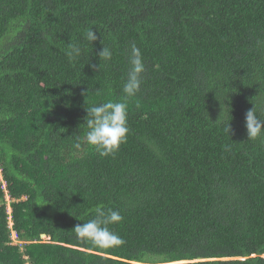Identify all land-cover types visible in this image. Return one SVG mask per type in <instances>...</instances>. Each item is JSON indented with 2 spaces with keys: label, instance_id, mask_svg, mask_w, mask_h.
I'll return each instance as SVG.
<instances>
[{
  "label": "trees",
  "instance_id": "16d2710c",
  "mask_svg": "<svg viewBox=\"0 0 264 264\" xmlns=\"http://www.w3.org/2000/svg\"><path fill=\"white\" fill-rule=\"evenodd\" d=\"M132 44L146 71L101 157L86 105L124 100ZM254 105L264 120V0H0V264H264ZM97 207L122 245L77 239Z\"/></svg>",
  "mask_w": 264,
  "mask_h": 264
},
{
  "label": "clouds",
  "instance_id": "9594fccd",
  "mask_svg": "<svg viewBox=\"0 0 264 264\" xmlns=\"http://www.w3.org/2000/svg\"><path fill=\"white\" fill-rule=\"evenodd\" d=\"M86 38L93 43L98 39V36L93 29H90ZM69 49L70 51L67 54L70 58L74 59L81 55V49L76 44H69ZM98 56L99 59L110 61L113 53L109 47L103 46ZM127 62L129 67L122 87L124 100H108L91 106L86 105L87 115L84 118V125L87 131L84 140L101 157L115 154L121 144L126 142L129 132L126 100L134 97L139 92L143 74L146 71L142 53L135 44L130 46ZM92 67L97 70L96 65H92ZM245 127L248 139H256L264 135V120L257 115L256 105L245 114ZM224 131L230 136L232 132L230 121L224 126ZM75 147L79 149L81 147L80 143L75 144ZM7 200L11 201L9 198ZM122 220L123 217L119 210L97 207L94 218L82 224H77L72 231L77 239L91 242L98 248H111L124 243L123 238L109 227V225L118 224ZM10 224L12 223L9 222V226ZM12 234H15V232L13 231Z\"/></svg>",
  "mask_w": 264,
  "mask_h": 264
},
{
  "label": "built area",
  "instance_id": "2783aa9c",
  "mask_svg": "<svg viewBox=\"0 0 264 264\" xmlns=\"http://www.w3.org/2000/svg\"><path fill=\"white\" fill-rule=\"evenodd\" d=\"M8 212L10 213V209L8 208ZM12 226V224H10V227ZM13 237H15V234H13Z\"/></svg>",
  "mask_w": 264,
  "mask_h": 264
},
{
  "label": "water",
  "instance_id": "95a60500",
  "mask_svg": "<svg viewBox=\"0 0 264 264\" xmlns=\"http://www.w3.org/2000/svg\"><path fill=\"white\" fill-rule=\"evenodd\" d=\"M45 237H46L45 235H42V236H41V239H45Z\"/></svg>",
  "mask_w": 264,
  "mask_h": 264
},
{
  "label": "rangeland",
  "instance_id": "374dc122",
  "mask_svg": "<svg viewBox=\"0 0 264 264\" xmlns=\"http://www.w3.org/2000/svg\"><path fill=\"white\" fill-rule=\"evenodd\" d=\"M15 238V237H14Z\"/></svg>",
  "mask_w": 264,
  "mask_h": 264
}]
</instances>
